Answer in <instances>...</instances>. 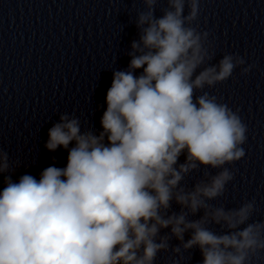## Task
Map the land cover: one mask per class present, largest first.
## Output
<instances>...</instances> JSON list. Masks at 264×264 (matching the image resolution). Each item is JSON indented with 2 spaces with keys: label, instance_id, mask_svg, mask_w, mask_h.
<instances>
[{
  "label": "clouds",
  "instance_id": "9594fccd",
  "mask_svg": "<svg viewBox=\"0 0 264 264\" xmlns=\"http://www.w3.org/2000/svg\"><path fill=\"white\" fill-rule=\"evenodd\" d=\"M139 2V39L127 69L113 72L100 129L65 112L48 130L44 147L63 148L66 165L53 155L38 177L13 179L21 162L0 147V264H156L168 252L171 264H182L195 248L202 264H251L264 251V222L249 223L254 200L211 203L234 179L226 165L246 155L248 126L239 109L205 91L256 65L239 53L211 63L216 47L200 30L202 0Z\"/></svg>",
  "mask_w": 264,
  "mask_h": 264
}]
</instances>
